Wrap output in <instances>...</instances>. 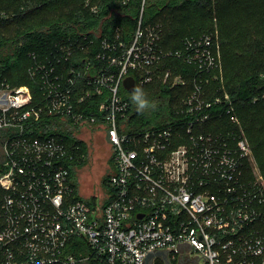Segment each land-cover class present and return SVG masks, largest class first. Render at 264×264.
<instances>
[{"label": "built area", "instance_id": "built-area-1", "mask_svg": "<svg viewBox=\"0 0 264 264\" xmlns=\"http://www.w3.org/2000/svg\"><path fill=\"white\" fill-rule=\"evenodd\" d=\"M160 39L140 20L131 43L102 39L94 70L91 58L71 64L96 44L82 34L69 39L77 50L42 59L41 103L28 86L0 87V264H146L158 251L168 264H264V176L234 100L207 89L222 70L218 33L187 38L177 51ZM171 57L193 67L192 89L174 94L162 123L132 122L125 79L186 86L163 69ZM56 119L104 131L115 164L105 205L79 197L70 165L86 159L85 142L51 134ZM167 262L163 254L153 260Z\"/></svg>", "mask_w": 264, "mask_h": 264}, {"label": "trees", "instance_id": "trees-1", "mask_svg": "<svg viewBox=\"0 0 264 264\" xmlns=\"http://www.w3.org/2000/svg\"><path fill=\"white\" fill-rule=\"evenodd\" d=\"M140 20L145 30L159 32V42L166 51L183 49L187 38L218 33L222 70L215 75L219 76L222 88H218L220 83L215 78L207 89L227 92L234 100L236 114L264 176V0H172L168 3L155 0H0V87L3 84L12 88L29 86L33 104L41 103V74L37 68L42 59L49 60L48 56L57 51L67 54L68 50H77L70 45L69 39L88 34L95 40V46L89 52L78 51L71 64L81 68L82 63L91 58L95 70L102 65L96 59L102 39L108 37L112 41L119 34L121 40L131 43ZM102 21L105 25L99 36L93 29ZM66 44L64 49L60 47ZM162 66L163 69L171 68L172 76L183 75L188 83L169 88L156 76L155 82L139 85L148 99L171 96L173 102L174 94L192 89L195 71L186 61L171 57ZM210 75L213 73L207 76ZM84 84L81 80L79 92L86 88ZM122 92L130 99L125 88ZM132 106L135 108L134 103ZM131 121L149 124L145 115L137 111L131 115ZM46 123L47 120H42L34 125L37 134ZM48 126L47 129H53ZM5 138L6 133L0 131L1 148ZM69 140L73 138L70 136ZM79 144L80 151L87 153L88 146ZM85 160L79 164L84 165Z\"/></svg>", "mask_w": 264, "mask_h": 264}, {"label": "rangeland", "instance_id": "rangeland-1", "mask_svg": "<svg viewBox=\"0 0 264 264\" xmlns=\"http://www.w3.org/2000/svg\"><path fill=\"white\" fill-rule=\"evenodd\" d=\"M155 1H159V3H168L172 0ZM104 25V21H102L93 31L99 36L102 35ZM217 80L220 83L218 88L221 89L222 82L219 79ZM148 100L150 103L155 104V108H149L143 112L147 120L146 122L158 125L167 119L171 111L173 106L171 96L168 99L153 97ZM52 125L54 128L49 131L51 134L61 135L67 139L73 135L75 139H82L87 144L88 151L85 164L80 165L74 162L70 165L73 171V184L77 187L81 199L87 202H96L100 205H105L109 201L111 193L106 179L115 171V164L111 162L112 147L104 140V131L100 126L79 127L71 122L65 121V119H56L53 121ZM2 162L3 151L0 146V164H2Z\"/></svg>", "mask_w": 264, "mask_h": 264}, {"label": "clouds", "instance_id": "clouds-1", "mask_svg": "<svg viewBox=\"0 0 264 264\" xmlns=\"http://www.w3.org/2000/svg\"><path fill=\"white\" fill-rule=\"evenodd\" d=\"M130 99L135 104L136 110L139 113H143L149 108H155V104L150 103L148 100L145 90L138 85H134L133 89L130 91Z\"/></svg>", "mask_w": 264, "mask_h": 264}, {"label": "water", "instance_id": "water-1", "mask_svg": "<svg viewBox=\"0 0 264 264\" xmlns=\"http://www.w3.org/2000/svg\"><path fill=\"white\" fill-rule=\"evenodd\" d=\"M134 85H136V80H135L134 77L129 76V77H127V78L125 79V81H124V87H125L129 92L133 89ZM141 217H143V216H141ZM161 254L164 255V259H165L166 262H167V251H163V252L158 251L157 253H150V254L148 255V257H147V259H146V264H153V260H154L155 255H161ZM167 264H168V262H167Z\"/></svg>", "mask_w": 264, "mask_h": 264}, {"label": "flooded vegetation", "instance_id": "flooded-vegetation-1", "mask_svg": "<svg viewBox=\"0 0 264 264\" xmlns=\"http://www.w3.org/2000/svg\"><path fill=\"white\" fill-rule=\"evenodd\" d=\"M111 156H112V152H111ZM112 158V157H111Z\"/></svg>", "mask_w": 264, "mask_h": 264}]
</instances>
